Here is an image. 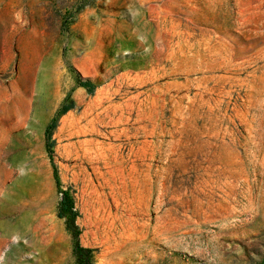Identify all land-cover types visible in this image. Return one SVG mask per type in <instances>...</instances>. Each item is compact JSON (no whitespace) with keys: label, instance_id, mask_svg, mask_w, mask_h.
Here are the masks:
<instances>
[{"label":"rangeland","instance_id":"obj_1","mask_svg":"<svg viewBox=\"0 0 264 264\" xmlns=\"http://www.w3.org/2000/svg\"><path fill=\"white\" fill-rule=\"evenodd\" d=\"M60 192L90 264H264V0H0V264H77Z\"/></svg>","mask_w":264,"mask_h":264},{"label":"trees","instance_id":"obj_2","mask_svg":"<svg viewBox=\"0 0 264 264\" xmlns=\"http://www.w3.org/2000/svg\"><path fill=\"white\" fill-rule=\"evenodd\" d=\"M78 84L80 87L86 88L89 92L93 90V86L89 83L87 80H78ZM71 107H66L64 106L62 108V112L66 113L68 110H70ZM54 125H51V128H53ZM46 142H50V134L47 135L46 137ZM51 143H47V148H50ZM53 177L55 181V185L57 188H59V182L56 177V172L53 169ZM62 195L60 205L57 211V217L58 218H65L67 217V228L71 232L73 238H74V255H75V260L77 264H90V250L85 249L80 246L77 236H78V228L75 224V220L77 217L76 211L74 210L73 205L71 204L68 193L67 192H60Z\"/></svg>","mask_w":264,"mask_h":264}]
</instances>
